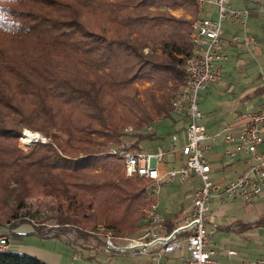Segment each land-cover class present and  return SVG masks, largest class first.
<instances>
[{
	"label": "trees",
	"instance_id": "trees-1",
	"mask_svg": "<svg viewBox=\"0 0 264 264\" xmlns=\"http://www.w3.org/2000/svg\"><path fill=\"white\" fill-rule=\"evenodd\" d=\"M197 15L192 0H0V227L73 242L138 231L153 181L126 176L110 143L160 137L143 128L174 110L193 49L180 26ZM24 128L49 139L26 151ZM30 198L62 200L56 226L20 213ZM0 264L50 263L7 248Z\"/></svg>",
	"mask_w": 264,
	"mask_h": 264
},
{
	"label": "built area",
	"instance_id": "built-area-1",
	"mask_svg": "<svg viewBox=\"0 0 264 264\" xmlns=\"http://www.w3.org/2000/svg\"><path fill=\"white\" fill-rule=\"evenodd\" d=\"M194 2L199 14L190 27L193 49L182 65L186 74L185 81L172 99L174 110L187 117L183 140L178 143L179 135H173L175 149L184 156L181 164L161 173L165 151L134 150L126 143L110 147V152L122 159V171L126 176L140 175L154 182L148 188L144 215L150 228L140 236L128 239L126 244H117L109 235L105 247L117 253L131 250L145 255L148 264H174L170 263V258L178 257L184 247L188 254L179 264H221L216 256L218 251L210 240L215 227L208 232L205 225V215L210 209L212 198L249 200L264 191V100L258 107L240 113L243 122L238 131H234L232 126L224 129L225 141L237 143L245 149L250 155V165L246 171L223 183L213 179L210 174L208 153L217 134L208 131L199 101L200 92L219 81L222 76L220 63L229 59L224 49L226 45L242 44L247 48L258 45L257 37L249 33L247 28L251 9L247 6L236 7L231 0ZM211 6L216 7V16L207 11ZM226 27L240 29L226 35ZM125 130L131 131L133 127L127 126ZM228 152L234 154L231 149ZM192 176H198L202 184L194 191L185 218L169 231L165 228V219L155 196L163 183L174 179L184 182ZM157 227L165 230L156 231ZM9 244L10 234L4 229L0 231V251H5ZM259 263H264V260ZM234 264L251 262L241 260Z\"/></svg>",
	"mask_w": 264,
	"mask_h": 264
},
{
	"label": "crops",
	"instance_id": "crops-1",
	"mask_svg": "<svg viewBox=\"0 0 264 264\" xmlns=\"http://www.w3.org/2000/svg\"><path fill=\"white\" fill-rule=\"evenodd\" d=\"M231 2L236 7L247 6L251 9L247 25L249 33L256 36L254 33L256 29L264 33V0H231ZM207 11L213 16H216V7L211 6L207 8ZM173 12L177 15H185L188 18L191 17V13L183 7L173 9ZM180 28L184 31L186 30V26H180ZM239 29V27H226L225 34L229 35L232 32L239 31ZM259 45L260 43L250 48L242 44L226 45L224 49L229 54V59L220 63L222 71L220 80L210 85L207 89L202 90L199 94L200 108L204 113L208 131L217 134V138L213 141L212 148L208 153V159L211 163L210 174L213 179L222 183L240 175L246 171L250 165V155H248L245 149L239 147L237 143L225 141L224 129L225 127L232 126L234 131H238L243 122V119L240 118V113L254 109L262 102L260 101L254 104L253 107L252 104H250L253 99L264 97V82H259L263 81L261 79L262 77H260L261 74L258 72L257 67L253 65V62L257 60L258 57L262 61L264 60V47H259ZM243 66H245L246 74L240 77L237 73L236 76H234ZM253 79L256 80V84L252 82ZM174 111L175 113L172 117L156 118L150 124L151 131L155 132L160 137L147 140H150L151 143L158 141L156 146L149 147L147 150L141 148L144 151H165L161 164V173H164L172 167L179 166L184 158L180 151L175 149L173 135H179L178 143L183 140V131L187 124V117L176 110ZM163 123H165V127ZM159 124L162 125L161 130H159V127L157 129L155 127ZM168 132L169 134L165 135V137L161 136ZM124 137L127 136L122 137L121 143L126 142ZM127 143L128 142H126V144ZM229 149L234 151L233 155L228 152ZM165 155L170 156L166 158ZM175 180L179 179L170 181L174 183L171 189L166 193H168L167 195L170 201L173 200L174 202L175 200L176 204H181L180 206L183 209L185 205L183 198L186 193L180 187L185 181ZM170 182L161 185L158 192L159 199L157 200L159 202L160 212L165 219L166 229H168L170 225H177L180 223L179 221L184 219L187 215L186 213L182 218L177 219L178 214H175L173 218L172 216L175 212L165 211L164 208H161L162 201L160 195L162 188ZM180 200H182V202ZM190 206L191 204L187 206V212ZM210 213L212 216H209L208 221L212 228L215 227L212 235H216L217 238V240L212 241V238H210V240L218 251L216 256L221 264H234L241 260L249 261L251 264H264L259 263L264 260V191L260 195L254 196L249 200L229 197L219 199L214 197L211 200L210 209L206 214ZM144 221H147L145 217L143 218V222ZM146 224L150 225L148 221ZM149 228L150 227H148V229ZM165 228L157 227L155 230L163 232ZM31 230L30 228L24 229L22 233ZM145 231L146 230L143 228L142 233ZM19 245V247L13 249L12 247H15L14 243L9 246L8 250L34 255L50 264H63L65 255L60 251L33 244L22 243ZM73 257L75 258V256ZM171 258L174 259L175 257ZM181 261L182 258L174 262V264H179Z\"/></svg>",
	"mask_w": 264,
	"mask_h": 264
},
{
	"label": "rangeland",
	"instance_id": "rangeland-1",
	"mask_svg": "<svg viewBox=\"0 0 264 264\" xmlns=\"http://www.w3.org/2000/svg\"><path fill=\"white\" fill-rule=\"evenodd\" d=\"M192 2L195 4L194 0H192ZM178 8H181V7H178ZM183 8H185V7H183ZM185 9L187 11H189V9H187V8H185ZM198 12H199V10H198ZM191 24L186 26V30H185L189 34V36H190ZM254 33L256 34L258 41L260 43L259 47H264V33L259 29H256L254 31ZM190 38H191V36H190ZM263 61L258 57L257 60H255L253 62V65H255L257 67L258 72L261 74V75L260 74L259 75H260V77H262L261 79L263 80V81H259V82H264V62ZM245 71H246L245 66H243L238 70V72L235 73L234 76H236V74L238 73L240 75V77H242L243 75L246 74ZM252 82L254 84H256L255 79H253ZM147 84L148 83H143V84H140L139 86L141 89H143V88H145V86ZM180 86L178 87V89L180 88ZM177 90H176V92H177ZM263 100H264L263 96L258 97V99H256V98L253 99V101L250 104H252V107H253L254 104H256L260 101H263ZM174 113H175V111L172 110V112L169 116L172 117V115H174ZM163 117H167V116H163ZM127 126H130V125H127ZM127 126H125V128ZM163 126L164 127L166 126L165 123H163ZM155 127H156V129L159 127V130L162 129L161 124L156 125ZM122 128H123L122 115H120L119 121L117 123V130H120ZM146 128L148 130L143 128V130L145 132L151 131V127H146ZM27 130H29L31 132H37L41 135V137L34 138L32 141H25L23 138H27V135H26ZM127 134L128 135H126L127 137H124V140L128 143L130 141L132 142L135 139V136H130L129 133H127ZM48 139L49 138L42 135L39 131L24 128L23 134L19 138V145L21 148H23L24 150L27 151V150H30L31 147L37 141H46ZM157 142L158 141H154L153 143H151L150 140L145 139V140H142L140 142V147L144 150L145 149L147 150L149 147L156 146ZM113 143L114 142H112L110 144L113 145ZM142 149H134V150H142ZM165 156L167 158L170 155H165ZM121 171H122V169H121ZM175 181H179V180H175ZM173 183L174 182L167 183L162 188L161 195H160V199L162 201L161 208H164L165 211L175 212L172 217L174 218L175 214H178L177 219H180V218H182L183 215L188 213L186 211L187 206L189 204H192L193 193L196 190V188L202 184V181L198 176H192L190 180L182 183L183 185L180 188L182 190H184L186 193L185 197L183 198V202L185 204L183 209L180 206L181 204L180 205L176 204L175 200H174V202H173V200L170 201V199L168 198V195H167L168 193H166L168 190L171 189ZM155 199L156 200L159 199L158 194L155 196ZM12 201H13V197H12ZM180 201L182 202V200H180ZM62 203H63L62 200L57 199V198H46L43 200V202L35 200L34 198H30L26 201L25 206H23L20 209V213L26 214L30 219L35 220V221H45L43 223L46 224L47 227L56 226L57 225L56 216L60 212V209L63 210ZM146 207H147V203L140 206L142 219L140 220L139 223H142V224H140V228L134 234L114 236L112 234L113 233L112 231H108L105 235V238L103 237V235H100V236L97 235V238H96V235H92L88 239V242H86L85 240H82V239L79 240V242H73V241L67 239L65 236L41 237V236H38L34 233H28L27 231L24 232L25 234H18V233L23 232L24 229L26 230V229L32 228V225L30 223H22L19 226H17V228L11 229V231H10L11 241H10L9 246H11L15 243V247L14 246L12 247L14 249L16 247H19L20 246L19 244L23 243V244H31V245L33 244L36 246L45 247V248L55 250V251L57 250V251H60L61 253H63L65 255L64 260H63V264H146L148 257L145 255L136 253V252L131 251V250H129V252H118L117 253L115 251H111V250L107 249L105 247L104 243H99V241H98L99 239L102 240L104 238L105 242H106L107 238L110 235L114 239V242H116L117 244H126L128 239H130L132 237L140 236V234L142 233L143 225H145V227H144L145 230H148V227H150V225L146 224L147 221L143 222V217L146 213ZM209 216H212V214L210 213V214L205 215V225L208 229V232L212 228L210 226V222L208 221ZM182 220L183 219H181L179 222H181ZM175 221H176V219H175ZM3 229H4L3 227H0V231H2ZM210 238H212V241L217 240L216 235L210 234ZM9 246H8V248H9ZM187 254H188V251H187L186 247H184L182 249V251L180 252L178 257H175L174 259L173 258L170 259V263H174V262L180 260L181 258L185 257ZM73 256H75V258ZM167 262H169V261L167 260Z\"/></svg>",
	"mask_w": 264,
	"mask_h": 264
},
{
	"label": "bare ground",
	"instance_id": "bare-ground-1",
	"mask_svg": "<svg viewBox=\"0 0 264 264\" xmlns=\"http://www.w3.org/2000/svg\"><path fill=\"white\" fill-rule=\"evenodd\" d=\"M27 138H23L25 141H32L34 138L41 137V135L37 132H31L27 130L26 132Z\"/></svg>",
	"mask_w": 264,
	"mask_h": 264
}]
</instances>
